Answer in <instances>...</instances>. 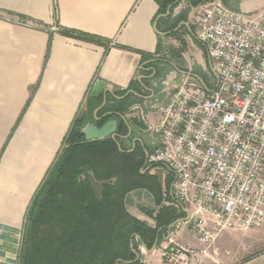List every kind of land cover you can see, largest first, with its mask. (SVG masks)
<instances>
[{"label": "crops", "instance_id": "crops-1", "mask_svg": "<svg viewBox=\"0 0 264 264\" xmlns=\"http://www.w3.org/2000/svg\"><path fill=\"white\" fill-rule=\"evenodd\" d=\"M221 1L238 12L264 7V0ZM196 7L190 6L189 0H177L165 13H158L156 0H0V264H21L23 226L31 199L60 153L74 118L86 103L98 102L89 96L95 81H104L112 92H106V98L116 95L122 97H113L117 100L140 98L151 103L149 127L151 117H156L154 123L157 120L159 108L154 104L160 101L152 83L139 87V93H115L131 82L138 85L156 79V71L148 77L141 73L144 63L140 53L161 57L168 50L174 52L176 47L166 50L163 44L173 32H181L185 44L182 58L188 67L181 70L173 60L157 62L155 67L163 72L166 64L170 65L167 79L173 71L190 72L203 80L204 84L195 78L201 86L208 87L201 60L204 51L195 42L193 24L191 28ZM83 35L101 38L103 43L86 40ZM191 45H196L198 56L195 72H191ZM179 77L172 81L170 92L179 86ZM97 105L85 118H93L101 104ZM141 110L136 103L124 116L131 120L128 117ZM129 127L141 129L133 123ZM133 139L145 144L138 135ZM187 226L164 234L180 245H190L193 233ZM251 230L233 242L238 247L234 264H264V229ZM165 243L163 238L161 247ZM153 246L145 249L138 244L142 264H161L162 248Z\"/></svg>", "mask_w": 264, "mask_h": 264}, {"label": "built area", "instance_id": "built-area-1", "mask_svg": "<svg viewBox=\"0 0 264 264\" xmlns=\"http://www.w3.org/2000/svg\"><path fill=\"white\" fill-rule=\"evenodd\" d=\"M193 19L214 84L184 75L148 127L145 165L167 169L188 227L210 245L225 230L264 225V7L244 13L206 0ZM163 238L161 264H193L205 253Z\"/></svg>", "mask_w": 264, "mask_h": 264}, {"label": "trees", "instance_id": "trees-1", "mask_svg": "<svg viewBox=\"0 0 264 264\" xmlns=\"http://www.w3.org/2000/svg\"><path fill=\"white\" fill-rule=\"evenodd\" d=\"M204 1L189 0L193 7ZM156 2L158 13H165L177 0ZM62 32L71 34L67 30ZM82 37L103 43L98 37ZM184 45L181 41L182 48L178 49V54ZM140 54L144 63L141 73L145 77L150 76L152 71L157 72L154 77H160L162 69L158 70L156 63L171 61L166 56ZM148 83L141 81L135 85L131 82L126 89L115 94L122 96L128 90L139 93V87L148 86ZM137 99L140 100L109 97L97 116L106 112L124 115ZM97 100L100 105L102 99ZM111 117L117 119L116 139L108 136L86 140L81 128L87 122H93L94 118L89 120L84 115L74 118L63 138L60 153L40 182L27 209L21 264H142L135 255L139 252L138 244L151 248L156 240L157 243L160 241L171 223L185 216L182 209L175 206L170 192L172 177L168 176L162 186L149 171L143 172L146 154L143 143L136 140L133 144L136 137L133 131L125 137L132 121L125 122L118 115H109L97 125ZM127 140L131 142L129 147L124 146ZM84 169L92 177L83 176ZM137 189L146 190L153 198L157 207L156 212L151 213L154 226L137 219L127 210L126 195ZM165 201L172 204H164Z\"/></svg>", "mask_w": 264, "mask_h": 264}, {"label": "rangeland", "instance_id": "rangeland-1", "mask_svg": "<svg viewBox=\"0 0 264 264\" xmlns=\"http://www.w3.org/2000/svg\"><path fill=\"white\" fill-rule=\"evenodd\" d=\"M244 13H248V12H244ZM195 15V14H194ZM21 22H25L24 20L18 19ZM194 20V19H193ZM193 21L191 23V28L193 29ZM172 33L166 40H165V44H163V46L165 47V49H171V47H176L173 52V56L171 55V52L166 51L167 53L163 54L164 56L166 55L168 59L173 60L174 62L178 63V67L181 70H185L186 67H188V61L184 60L182 58V52L180 54H178L179 52H177V49H180L182 47H180V43L182 41L181 39V35L183 33ZM192 42V41H191ZM196 44L200 45L198 43V41H195ZM201 46V45H200ZM179 47V48H178ZM202 47V46H201ZM203 49V47H202ZM183 51V50H182ZM204 51V49H203ZM198 59V56L196 55V45L192 46L191 45V61H190V65H191V72H195L199 66L197 65L196 60ZM203 66H204V78L206 79V84L208 87H211L214 84V80H215V76L213 74V72L211 71V68L208 66V61H207V57H206V53L205 51L202 53V57H201ZM165 70L159 74L160 77H157L156 79H153L151 81H149V83H152V86L155 88L156 92L160 93V101L159 103H155L154 107L156 109H158L161 105L164 103V100L168 97L169 93H170V85L172 83V81L175 80V77H179L180 73L173 71L174 74H172V76L167 79L165 77L164 74H166L168 72V70L171 71V66L167 65L165 66ZM164 75V76H163ZM185 77L182 76V80ZM194 79V78H193ZM194 81V80H193ZM198 82V81H197ZM145 101V102H144ZM139 104L140 107H142V110L139 112H134L132 113V115L130 117H128L129 119L131 118V121L133 123V125L135 124H140L141 125V129L145 128L146 132H142L141 129L138 128H134L135 130H133L134 135H138L140 136L144 141L145 144L144 147L147 150H150L153 148V142H154V138L152 137L149 129H148V124H147V114L148 111H151V103L149 104V102L145 99H140L137 101H135L132 105L134 104ZM97 105L92 103H86L85 107L83 110H81L80 115H86L87 112L90 109L95 108V106ZM156 115V113H155ZM156 118V117H155ZM154 116L151 117V121L149 120V125H153L154 121H155ZM131 126V125H130ZM132 131V129H131ZM131 145L130 141H125L124 142V146L125 147H129ZM145 168L143 170V172L145 171H149L152 175H154L156 177V179L160 182V184L162 186H164L166 179L168 178V176H171V174L167 171V169H165L164 167L160 166V165H155V166H147L145 165ZM83 176L87 175L89 177H92L91 173L86 171V169L83 170L82 172ZM172 177V176H171ZM96 183V182H95ZM96 187L99 189L98 184H95ZM97 189V190H98ZM164 204H172L170 202L165 201ZM126 206H127V210L129 211V213H133L131 215L134 216L138 215V217H136L137 219L146 222L148 225L150 226H154V220L152 218V214H154L156 212L157 207H155L154 202H153V198L152 196L143 189H137L134 190L130 193H128L126 195ZM175 206H177V204H175ZM152 213V214H151ZM186 222H179L176 225L170 227L166 233H170L174 230L178 229V226H187ZM189 226V225H188ZM187 226V227H188ZM185 228V227H184ZM190 229V227H188ZM262 228L264 229V225L262 226ZM252 230H237V229H233V230H225L223 232H221L216 239L213 241L212 244L210 245H203L202 243H200L192 234H190V239L192 241V243L190 245L188 244H184L183 246L186 248H190L196 251H205V253L201 254V257L197 258L196 261H194L193 264H234L235 262H237L238 260L236 259L235 253L236 250L238 249V247L233 243L234 241H236L239 236H243L246 235L248 233H251ZM163 236V235H162ZM161 244H162V238L160 239V241L156 244V248L161 249Z\"/></svg>", "mask_w": 264, "mask_h": 264}, {"label": "water", "instance_id": "water-1", "mask_svg": "<svg viewBox=\"0 0 264 264\" xmlns=\"http://www.w3.org/2000/svg\"><path fill=\"white\" fill-rule=\"evenodd\" d=\"M208 59V58H207ZM208 66L211 68V64L210 61L208 60ZM180 73L182 75H191L193 78H196L197 80H199L202 84H204L203 80L195 75L192 74L190 72L187 71H180ZM142 77V76H141ZM182 83V79L181 77L178 78V83L177 85H181ZM145 87V86H144ZM106 92L112 93L108 88L105 87V82L101 81V80H97L94 82L90 92H89V96L92 98H99V96L102 94V103L100 106H98L95 110H94V121L93 122H87L82 128H81V133L83 134L84 138L86 140H94V139H100V138H105L110 136L112 139H116L118 137V134L116 133V129H117V119L115 118H110L107 121H105L104 123H102L101 125H97V122L103 120L105 117L109 116V115H118L121 119H123L125 122H127L126 118L124 115L118 113V112H106L103 113L100 116H97V112L99 111V109L106 103ZM136 93V92H134ZM113 97L115 98H122V97H118L116 95H113ZM129 132L128 134L125 136L127 137L130 134V127L128 128ZM140 141V143H142L141 139H138ZM135 140L133 139V144H134ZM119 146V143H117ZM120 148V147H119ZM146 156V154H145ZM170 192H172V185L170 187ZM185 216L176 219L173 223H171L169 225V227H172L174 225H176L179 222H186L189 219L190 213L188 210L184 209L183 210ZM157 244V240L154 243L153 248L156 246ZM143 247L145 248V244H142ZM131 249L132 251L135 252V250L133 249V246L131 245ZM146 249V248H145ZM136 255V259L139 258V253L135 252Z\"/></svg>", "mask_w": 264, "mask_h": 264}]
</instances>
